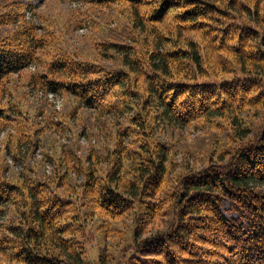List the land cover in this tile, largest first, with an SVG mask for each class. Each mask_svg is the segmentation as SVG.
<instances>
[{
	"label": "trees",
	"instance_id": "obj_1",
	"mask_svg": "<svg viewBox=\"0 0 264 264\" xmlns=\"http://www.w3.org/2000/svg\"><path fill=\"white\" fill-rule=\"evenodd\" d=\"M84 1L94 12L83 19L105 25L91 45L98 58L47 47L29 83L45 96L73 95L79 107L128 118L115 147L90 141L85 156L61 148L46 152L37 168L26 166L22 179L0 174V219L11 212L0 229V264H108L109 257L117 264H264V187L252 184H264V0ZM26 8L35 14L32 2L0 7V84L42 55L53 35L38 33ZM110 58L117 64H107ZM31 104L37 115L19 120L6 149L40 139L49 147L41 132L65 131L78 111L56 120L47 98ZM9 117L0 109L3 123ZM204 121L231 144L169 184L167 162L181 144L160 139L156 129ZM78 128L77 137L95 133L85 121ZM47 159L54 177L44 171ZM225 201L239 217L224 215ZM128 217V241L115 249L111 239L125 230L114 223ZM158 221L166 226L148 230Z\"/></svg>",
	"mask_w": 264,
	"mask_h": 264
},
{
	"label": "rangeland",
	"instance_id": "obj_2",
	"mask_svg": "<svg viewBox=\"0 0 264 264\" xmlns=\"http://www.w3.org/2000/svg\"><path fill=\"white\" fill-rule=\"evenodd\" d=\"M17 2L27 6L29 2L34 4L33 12L30 14L28 9L26 10V17L32 19V23L36 24L38 33H47L52 31L53 35L49 38L45 44V47L40 50V55L36 60H33L31 64L20 70L19 72L11 73L4 79V83L0 84V109L6 110V113L10 117L4 121L0 119V168L1 164L5 160L7 168L0 169V174L4 171L5 176H18L22 179V174L26 166L36 167L39 160L44 158L46 152L54 154L61 148H75L78 156H85L89 150L90 141L97 143L100 140L101 144H109V146L115 147L117 143V132L120 129L122 122L128 118V113L125 112L122 117L117 118L114 115L102 113L100 109L93 107H86L82 104L79 107L78 100L75 96L64 97L61 93L48 92L45 96L44 90L38 87L34 83L33 75L44 67L45 58H47V47H60L69 48L73 52L82 54L85 52L89 54L91 58H98L97 51H93L91 48L93 45L94 38L101 34L105 28V25L96 27L91 21L84 20V16H88V19L92 20L91 14L94 12L89 4L84 0H0V7L4 6L5 2ZM99 10V11H98ZM97 12H101L105 15L107 8H99ZM105 16L101 17L100 13H94L93 19H97L98 22L105 20ZM84 20V21H82ZM107 64L116 65V60L110 58ZM44 98H47L50 102L53 110V117L57 120L61 115L63 117L65 112L74 107H78L77 113L74 117L68 118L70 127L66 128L65 131H42L40 138H49L50 144L47 148L42 147L41 139L38 145H31L30 143H22L17 149H13V146H8L6 149V141L17 131L16 127L20 124V119L26 120L27 117H35L37 113H34L33 104L34 102H42ZM74 110V109H73ZM134 109L131 113H134ZM260 117L253 119V124L258 126L260 123ZM36 120V119H35ZM38 121L43 123V115L38 116ZM79 121H85L93 127L94 134L91 133V128L85 130L80 136H76L75 133L78 131ZM121 122V123H120ZM43 125V124H42ZM75 132L73 134V131ZM157 135L160 139L169 142L167 139L175 137L176 141L181 146L172 152L168 165L171 166L170 170V183L173 184L179 177L181 172L189 171L190 168L198 170L204 168L210 160H215L216 153L219 152L224 145L231 144L230 139H225L226 133L223 129L215 126L214 123L201 122L186 125L177 129L164 128L163 125L158 126ZM97 134V135H96ZM46 135V136H45ZM252 134L249 135V137ZM213 153V154H212ZM212 156V159H210ZM39 167V165H38ZM37 168V167H36ZM188 168V169H187ZM44 171L48 176H55V166L52 160H45ZM74 176L77 175L75 171L72 172ZM34 175V174H32ZM80 182L83 178L79 175L76 178ZM255 186L264 187V184L260 181L252 183ZM222 211L227 218H237L239 214L230 209V203L225 201L222 205ZM10 213L3 216L0 219V229L4 224L10 220ZM132 222V218L128 217L119 222L114 223L117 228L125 230L116 233L113 237V243L117 244L115 249L119 246L122 247L125 242L128 241L129 224ZM166 226V223L158 221L154 222L148 230L157 231ZM113 232V230H112ZM100 248L104 250L109 249L108 245H111L110 241L100 239ZM114 250V249H113ZM108 253V252H106ZM97 254V252L95 253ZM111 252L109 250V256ZM108 264H117L115 260H110ZM5 264H10L7 258L3 259Z\"/></svg>",
	"mask_w": 264,
	"mask_h": 264
}]
</instances>
